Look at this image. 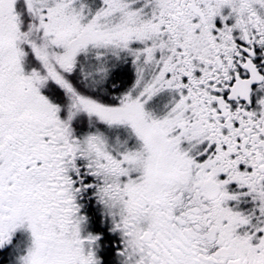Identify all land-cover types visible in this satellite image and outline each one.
<instances>
[{"label":"snow or ice","instance_id":"6c2138e0","mask_svg":"<svg viewBox=\"0 0 264 264\" xmlns=\"http://www.w3.org/2000/svg\"><path fill=\"white\" fill-rule=\"evenodd\" d=\"M0 264H264V0H0Z\"/></svg>","mask_w":264,"mask_h":264}]
</instances>
